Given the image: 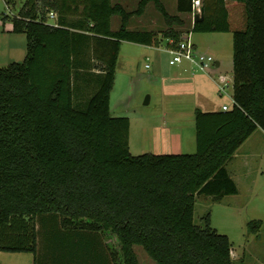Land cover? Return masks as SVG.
Instances as JSON below:
<instances>
[{
  "label": "trees",
  "instance_id": "trees-1",
  "mask_svg": "<svg viewBox=\"0 0 264 264\" xmlns=\"http://www.w3.org/2000/svg\"><path fill=\"white\" fill-rule=\"evenodd\" d=\"M150 2L175 46L185 18L163 0H139L134 10L113 0H26L11 17L12 32L26 34L27 54L0 67V251L31 252L35 264H141L135 245H142L156 264H236L233 243L210 214L204 227L195 223V205L200 194L219 201L239 192L227 162L264 130V0H202L193 30L233 34V106L195 108L194 153L134 155L131 120L112 115L111 92L122 42H160L155 30L129 28ZM192 6L177 0L179 13ZM92 76L96 89L76 102L78 83ZM261 225L252 220L249 231Z\"/></svg>",
  "mask_w": 264,
  "mask_h": 264
},
{
  "label": "rangeland",
  "instance_id": "rangeland-1",
  "mask_svg": "<svg viewBox=\"0 0 264 264\" xmlns=\"http://www.w3.org/2000/svg\"><path fill=\"white\" fill-rule=\"evenodd\" d=\"M171 14H181L185 25L176 28L184 34L191 31L193 42L198 50L212 54L222 61L219 68L224 73L233 72V34L232 32L194 31L192 15L179 13L170 2L163 0ZM26 0H0V67L12 62H22L27 54L25 33L7 31L4 27L5 14H19ZM128 10L138 6L137 0L121 1ZM14 13V14H13ZM139 18L133 17L130 29L154 30L159 34L158 45H145L123 41L117 65L116 80L111 92V112L113 116H127L131 120L130 151L134 155L147 152L155 154L175 153L164 148L167 142L166 127L179 123L183 131L184 144L180 153H194L197 150L195 106L203 109H217L223 104L232 105L230 89L221 97L215 88L211 91L213 104L205 105L197 97L183 88L175 79L178 65L170 64L171 54L167 50L168 40L162 34L166 22L154 2H150L141 17L142 23L153 22L149 26H136ZM12 22V21H11ZM121 16L112 17V28L119 29ZM92 55V52H90ZM93 64H99L96 59ZM149 64L150 67H146ZM215 69V68H213ZM95 74L98 71H92ZM76 102L84 103L97 87L96 77L91 81H80ZM150 100L146 103L147 96ZM210 107V108H208ZM192 131V134H191ZM170 144V142H169ZM228 168L235 173L239 192L224 196L216 201L211 195H197L195 205V223L204 227L210 214L211 225L219 233L229 236L233 243L232 256L236 264H264V131H255L227 162ZM252 220H261L262 225L256 233L250 232L248 224ZM43 238V236H42ZM39 235L40 254L47 255V248ZM115 250L120 244L115 236L104 237ZM44 244V245H43ZM135 251L141 264H156L142 245H135ZM50 258V257H49ZM52 259H49V261ZM0 264H35L31 252H7L0 255Z\"/></svg>",
  "mask_w": 264,
  "mask_h": 264
},
{
  "label": "crops",
  "instance_id": "crops-1",
  "mask_svg": "<svg viewBox=\"0 0 264 264\" xmlns=\"http://www.w3.org/2000/svg\"><path fill=\"white\" fill-rule=\"evenodd\" d=\"M121 1H123V0H113V2H121ZM137 2H139V0H137ZM163 2L165 3V1H163ZM170 2L173 4V6H175L177 8V0H171ZM165 5H166V3H165ZM51 13L52 12H49L47 14L48 22L51 24H56L57 14L54 12L55 14L52 15ZM143 15H134L133 16V17L137 16L139 18V20L137 21L138 25H136V26H142V24H144L146 27L150 25L147 28L154 29L153 27H151V26H153L152 24L154 21L148 22L147 23L148 25H146V23H142L141 17ZM186 16H188V14H186ZM133 17H132V19H133ZM3 23H4V27L7 31H12L13 23L11 22V20L9 18ZM167 40H168V42H170V39H167ZM86 58L88 60H91V61L96 60V58L93 55H91L90 53L88 54V56ZM176 65H178L179 70H178V73H177L175 79L178 80L177 82L179 84H181V86L183 88H186L187 90L192 92L197 97V100H199V102H201L202 104H205V105L213 104V98H211L210 95H211V91L214 88H215V90L218 91V94L221 97L227 91V89H230V92H231V95L233 98L234 72H232V74H228V73H224L222 70L220 71L219 68L222 66L221 60H219V59L216 60L214 62V64L207 70H202V69L198 68L197 66H195L190 61H184L183 63L176 64ZM213 68H215V69H213ZM95 70L100 72V70H98V69H94V71ZM222 76H223V79L221 78ZM222 80L228 82V86H226V88L224 90L221 89ZM233 103H234V99H233ZM233 103H232V105H233ZM196 107H198V106H195V108ZM199 108H201V107H199ZM208 108H210V107H208ZM201 109L203 111H218V110H221L222 107L221 108L218 107L217 109H206V110L203 108H201ZM165 129H166L165 133H167V136H168V138H167L168 144L164 145V148H170V146H171L172 152H175V153L182 152V150H183L182 147L184 144V137H183L184 135H183V131H181V129H180L179 123L172 124L171 126L168 125ZM258 129H261V128H258ZM262 131H264V130L262 129ZM191 134H192V131H191ZM169 142H170V144H169ZM227 168H228V165H227ZM228 170H229L230 175L232 176V178L236 181V183L238 185V181L235 177L236 176L235 173L229 168H228ZM238 187H239V185H238ZM2 252L3 251H0V255L2 254Z\"/></svg>",
  "mask_w": 264,
  "mask_h": 264
},
{
  "label": "built area",
  "instance_id": "built-area-1",
  "mask_svg": "<svg viewBox=\"0 0 264 264\" xmlns=\"http://www.w3.org/2000/svg\"><path fill=\"white\" fill-rule=\"evenodd\" d=\"M202 0H193L192 6V19L195 22V17L201 15L202 12ZM52 15L55 13L52 12ZM172 43L173 40H170ZM167 50L171 54L170 64H180L184 61H190L195 66L202 70L209 69L216 61L215 57L207 52L199 51L196 44L192 40L191 31L188 34H183L182 39L175 46H168ZM146 67H150L146 64ZM223 79V76L221 77ZM228 86V82L222 80L221 89L224 90ZM233 105L223 104L222 110L226 111L232 108Z\"/></svg>",
  "mask_w": 264,
  "mask_h": 264
},
{
  "label": "water",
  "instance_id": "water-1",
  "mask_svg": "<svg viewBox=\"0 0 264 264\" xmlns=\"http://www.w3.org/2000/svg\"><path fill=\"white\" fill-rule=\"evenodd\" d=\"M202 17H203V9H202L201 15H200V16L197 15V16L195 17V20H198L199 18H202ZM149 100H150V96L148 95L147 98H146V101H145V102L148 103Z\"/></svg>",
  "mask_w": 264,
  "mask_h": 264
}]
</instances>
